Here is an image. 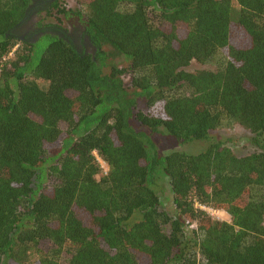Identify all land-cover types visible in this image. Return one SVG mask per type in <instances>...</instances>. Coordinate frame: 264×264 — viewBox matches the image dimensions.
I'll return each mask as SVG.
<instances>
[{
  "label": "trees",
  "instance_id": "1",
  "mask_svg": "<svg viewBox=\"0 0 264 264\" xmlns=\"http://www.w3.org/2000/svg\"><path fill=\"white\" fill-rule=\"evenodd\" d=\"M75 1L93 54L0 0V264H264V0Z\"/></svg>",
  "mask_w": 264,
  "mask_h": 264
},
{
  "label": "rangeland",
  "instance_id": "2",
  "mask_svg": "<svg viewBox=\"0 0 264 264\" xmlns=\"http://www.w3.org/2000/svg\"><path fill=\"white\" fill-rule=\"evenodd\" d=\"M59 2L62 4V6L65 7L66 10L70 11L69 16L62 18V24L61 28L65 31L67 36L71 39L72 44L75 46V48L81 53L84 52L85 54H93L94 49L89 43L86 36H83V28L82 24L77 18L76 15H73L72 12H77V10L81 9L80 4L77 3L75 0H59ZM82 10V9H81ZM84 10V9H83ZM32 15H28L24 21V25L20 29V33H26L31 31L36 24L43 21V24H56V21L52 17H46L44 13H41L39 10L32 11ZM115 64H118L121 67L125 66V62L123 58H114L112 60ZM211 70L215 71L217 69V64L215 62L208 63V64H200L198 62L192 61L185 70L188 72H195L198 70ZM104 71H108V67L104 68ZM129 79L124 77L123 83L125 87L129 86ZM135 125V124H134ZM135 127H138L136 124ZM214 138L217 140L223 141L225 143V146L227 148H230L232 152L237 156H244L246 154H249L253 151V147L248 142V139L250 137L249 133L245 131L244 129L234 126L233 128H227L218 130L213 134ZM151 139L155 141L159 152H166L168 150H187V151H198L205 147L204 142H199L196 144L191 145H185V146H178L175 144L172 140L169 138L160 135V134H152ZM102 165V171L104 172L105 165L101 163ZM164 188H167V185H164ZM161 202L162 207L167 210L171 211L172 209V203L169 198V193L167 190H164V192L161 194ZM206 212L214 219L230 222L229 216L220 210H206ZM59 264H66L65 259H61Z\"/></svg>",
  "mask_w": 264,
  "mask_h": 264
},
{
  "label": "flooded vegetation",
  "instance_id": "3",
  "mask_svg": "<svg viewBox=\"0 0 264 264\" xmlns=\"http://www.w3.org/2000/svg\"><path fill=\"white\" fill-rule=\"evenodd\" d=\"M55 0H33V3H32V6H31V8H30V10H29V12H28V14H27V16L28 15H32V11H31V9L33 10V9H35L36 8V10L38 9L39 10V8H45V7H48V5H50V4H52L53 2H54ZM45 6V7H44ZM26 16V17H27ZM22 28V27H21ZM21 28H19V34H21L20 33V29ZM32 35V30L30 31L29 30V32H26V33H22L21 35H19V37L23 40L24 39V37H30ZM31 37H35V36H31Z\"/></svg>",
  "mask_w": 264,
  "mask_h": 264
},
{
  "label": "built area",
  "instance_id": "4",
  "mask_svg": "<svg viewBox=\"0 0 264 264\" xmlns=\"http://www.w3.org/2000/svg\"><path fill=\"white\" fill-rule=\"evenodd\" d=\"M102 163V162H100ZM196 207H199L200 209L206 211V210H210V208H207V207H204V206H199V205H196Z\"/></svg>",
  "mask_w": 264,
  "mask_h": 264
}]
</instances>
